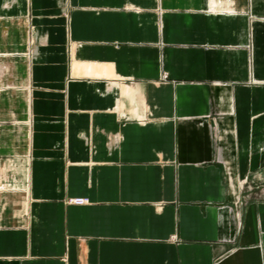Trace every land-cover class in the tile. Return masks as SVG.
<instances>
[{
    "label": "crops",
    "instance_id": "0c3cea01",
    "mask_svg": "<svg viewBox=\"0 0 264 264\" xmlns=\"http://www.w3.org/2000/svg\"><path fill=\"white\" fill-rule=\"evenodd\" d=\"M0 52V264H264V0H0Z\"/></svg>",
    "mask_w": 264,
    "mask_h": 264
},
{
    "label": "built area",
    "instance_id": "2783aa9c",
    "mask_svg": "<svg viewBox=\"0 0 264 264\" xmlns=\"http://www.w3.org/2000/svg\"><path fill=\"white\" fill-rule=\"evenodd\" d=\"M67 202L74 205H83L86 204L88 200L86 198L77 197L68 199Z\"/></svg>",
    "mask_w": 264,
    "mask_h": 264
},
{
    "label": "bare ground",
    "instance_id": "6f19581e",
    "mask_svg": "<svg viewBox=\"0 0 264 264\" xmlns=\"http://www.w3.org/2000/svg\"><path fill=\"white\" fill-rule=\"evenodd\" d=\"M0 56L3 57V52H0ZM5 70H9V67H7V66L1 64V65H0V73H4ZM12 86H13V84H12ZM0 195H1V194H0Z\"/></svg>",
    "mask_w": 264,
    "mask_h": 264
},
{
    "label": "rangeland",
    "instance_id": "374dc122",
    "mask_svg": "<svg viewBox=\"0 0 264 264\" xmlns=\"http://www.w3.org/2000/svg\"><path fill=\"white\" fill-rule=\"evenodd\" d=\"M6 86V85H5Z\"/></svg>",
    "mask_w": 264,
    "mask_h": 264
}]
</instances>
